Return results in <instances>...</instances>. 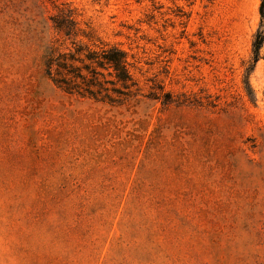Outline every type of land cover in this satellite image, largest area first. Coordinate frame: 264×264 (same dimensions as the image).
<instances>
[{"label": "rangeland", "instance_id": "1", "mask_svg": "<svg viewBox=\"0 0 264 264\" xmlns=\"http://www.w3.org/2000/svg\"><path fill=\"white\" fill-rule=\"evenodd\" d=\"M261 3L0 0V264H264ZM67 9L129 51L140 94L46 75Z\"/></svg>", "mask_w": 264, "mask_h": 264}, {"label": "trees", "instance_id": "2", "mask_svg": "<svg viewBox=\"0 0 264 264\" xmlns=\"http://www.w3.org/2000/svg\"><path fill=\"white\" fill-rule=\"evenodd\" d=\"M260 13L249 73L264 47V0ZM51 19L57 38L45 57V73L58 88L111 105L123 104L140 94L128 50L100 38L91 27L81 28L72 9L62 10Z\"/></svg>", "mask_w": 264, "mask_h": 264}]
</instances>
